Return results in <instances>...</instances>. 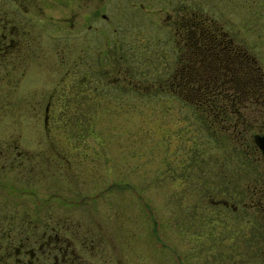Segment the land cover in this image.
Masks as SVG:
<instances>
[{"label":"rangeland","instance_id":"374dc122","mask_svg":"<svg viewBox=\"0 0 264 264\" xmlns=\"http://www.w3.org/2000/svg\"><path fill=\"white\" fill-rule=\"evenodd\" d=\"M132 1L144 7L110 0L108 19L93 15L108 35H69L63 18L76 0L49 1L45 34L33 35L40 49L16 61L9 79L0 65V148L16 145L10 149L26 161L0 167V208L9 202L24 219L15 224L24 239L41 236L47 218L70 222L77 238L64 234L81 264H264V212L246 206L248 187H264L253 139L264 133V116L251 115L263 124L253 118L240 133L236 112L217 121L181 91L189 37L165 21L183 4L201 11L205 24L253 57L264 88V0ZM81 79L90 88L84 101L74 98ZM221 174L230 190L207 192L202 180ZM10 249L0 245L1 261L27 260Z\"/></svg>","mask_w":264,"mask_h":264},{"label":"flooded vegetation","instance_id":"af4514ba","mask_svg":"<svg viewBox=\"0 0 264 264\" xmlns=\"http://www.w3.org/2000/svg\"><path fill=\"white\" fill-rule=\"evenodd\" d=\"M49 1L54 0H4L2 1L3 3L0 2V65H4L6 78L11 74V70L13 72V66L16 61L20 62L22 59L27 58L30 51L40 49L38 39L37 37L34 38L33 35L45 34L42 18L45 14L44 4H47ZM109 1L76 0L78 8L72 9L70 15L63 18L64 21L69 20V29L71 30L69 35H108V32H106L107 28L102 21L95 22V25L92 24L93 15H98V18L100 17L103 21L108 19L105 10L108 7ZM135 2L132 0H122V3L131 4L132 7H144V2H136L137 4ZM124 4L122 12L125 11L124 8L129 7ZM4 6L6 9L2 10ZM181 7L184 10L182 9L179 13L180 15L178 14L173 17L169 14L165 19L166 22L172 23L174 34L204 35L206 25L204 14L198 9L189 10L191 7L187 6V4H183ZM141 34L144 35L143 33ZM130 82L129 80L128 83ZM103 84L107 85L108 81L103 82ZM74 86V94H76L74 98L84 101L86 96L83 94L87 92L84 89L87 90L89 86L82 79L75 80ZM133 86L136 87L137 84H133ZM11 147H16V145H5L3 148H0V158H6L0 159V167L7 168L8 170L10 168L9 171L13 167L21 168L22 164L26 162L21 159L25 156V153L22 150L13 152L10 149ZM54 151L58 152L55 149ZM16 155L21 160H17ZM246 195L250 198L249 204H246V206L260 208L264 212V187L262 185L255 184L253 187H248ZM10 205L12 204L6 202L5 207L0 208V245L7 246V248L12 246L11 243L13 244L12 228L17 224H13L16 216L9 207ZM7 206L9 208H6ZM237 208L233 204V209ZM51 218H47L46 221L48 222L43 223L44 229L41 230L40 237L30 239L26 236V242H21L16 246L17 261H19V255L24 256L25 254L26 256L28 254L29 259L22 260L21 264H81L80 255L73 246L74 239L64 234L67 231H71L73 232V237L77 238L79 230H72L71 228L75 227L70 222L61 225V220ZM16 220L20 219L16 218ZM21 220L24 223V219L22 218ZM32 243L37 246V250L33 249L32 245L34 244ZM26 244L32 245L23 247ZM10 253L7 252L5 254L8 255Z\"/></svg>","mask_w":264,"mask_h":264},{"label":"trees","instance_id":"16d2710c","mask_svg":"<svg viewBox=\"0 0 264 264\" xmlns=\"http://www.w3.org/2000/svg\"><path fill=\"white\" fill-rule=\"evenodd\" d=\"M187 36L189 37V40H187L188 60L181 63V70L177 71V76L181 81L180 84L184 83V81L188 84L185 87L183 84L179 85V89L187 91L184 92L186 94H191L197 103H204V110L212 116V119L214 118L218 121L221 118V120L225 121L230 118L232 112H236L238 115L237 122L240 125L237 131L240 133L246 130L248 124L250 126V121H254L253 118L261 121L263 117H251V115L258 113L264 116V88L260 79L259 67L252 62L253 57L246 50L235 49L230 44L232 40L229 36L220 35L219 29L208 24L205 25L204 35ZM183 63H187L188 66L185 67L182 65ZM242 108L245 109L244 112ZM249 117L252 119H249ZM262 122L259 124H263ZM212 127L213 129H225L227 126L223 124L222 127L220 125H218V128L213 125ZM241 150L239 158L243 160L246 158L247 150L243 148ZM207 171L208 174H219L212 173L209 169ZM218 176L220 177L219 179H223V183L219 179L217 181L202 180V186L207 192L217 186H225L224 190H230L232 183H230L229 178L227 179L224 174ZM253 177L256 178L257 176ZM232 196L235 197L234 195ZM241 196L243 197V194L237 195L234 199L238 198L239 200ZM226 202L224 200L225 204ZM225 204H222L223 208L228 206ZM218 205L220 206V203H215L213 206L218 207ZM214 210L211 209L210 211L213 212ZM222 214L226 216L224 213ZM18 222L20 220L15 218L13 224ZM228 226L230 229L231 224L229 223L226 228ZM19 231H21V228L16 229L14 225L12 228L13 244L15 243V238L18 239L19 244L26 242V239L21 238ZM3 236L5 237L4 233ZM13 244L11 243L12 251L15 253L16 246H13ZM5 248L6 253L11 251V246L9 248L6 246ZM1 258V264H9L7 260L1 261Z\"/></svg>","mask_w":264,"mask_h":264},{"label":"water","instance_id":"95a60500","mask_svg":"<svg viewBox=\"0 0 264 264\" xmlns=\"http://www.w3.org/2000/svg\"><path fill=\"white\" fill-rule=\"evenodd\" d=\"M255 144L260 149L262 156L264 157V133L253 134Z\"/></svg>","mask_w":264,"mask_h":264}]
</instances>
